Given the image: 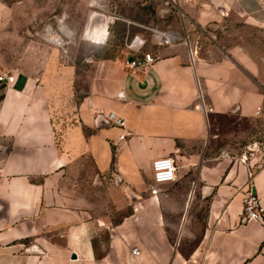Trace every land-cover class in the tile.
<instances>
[{
	"label": "crops",
	"instance_id": "0c3cea01",
	"mask_svg": "<svg viewBox=\"0 0 264 264\" xmlns=\"http://www.w3.org/2000/svg\"><path fill=\"white\" fill-rule=\"evenodd\" d=\"M175 2L201 32L234 16L264 30V0ZM91 4L65 13L71 38ZM112 14L106 57L62 63L74 52L52 46L43 70L0 65L15 76L0 82V264H264V221L243 219L249 188L264 210V159L214 153L222 120L264 116V61L211 38L201 54L186 32L159 45ZM146 53L152 66L128 64ZM161 158L174 160V182L154 183Z\"/></svg>",
	"mask_w": 264,
	"mask_h": 264
},
{
	"label": "rangeland",
	"instance_id": "374dc122",
	"mask_svg": "<svg viewBox=\"0 0 264 264\" xmlns=\"http://www.w3.org/2000/svg\"><path fill=\"white\" fill-rule=\"evenodd\" d=\"M104 1L106 5L102 3L105 7L102 13L105 17L117 13L148 29L159 32L175 31L183 35L186 32L193 47L201 54H206L211 38L228 47H243L258 63L264 61V30L250 27L236 16L224 17L201 32L184 16L175 0L173 3L166 0H131L129 3L124 0ZM79 3L80 0H0V65L14 70H43L54 46L40 35L45 24L54 16H65L66 22L65 13H75ZM88 17L89 9L80 33L71 38L70 53L74 52L75 55L70 60L62 58V63L79 64L80 59L89 54L99 53L104 57L110 54L111 49L107 50L111 48L108 41L106 44H97L91 40L93 37L85 35ZM109 31L111 33L112 29ZM135 31L150 33L142 28H136ZM125 44L126 42L120 40L116 45L124 47ZM71 112L67 115H73L74 111ZM63 114L64 111L58 112L57 115L61 116L56 117L58 123L64 121ZM218 126L214 148L216 155L227 154L232 158L246 157L248 160L264 159V116L246 121L242 125L222 120Z\"/></svg>",
	"mask_w": 264,
	"mask_h": 264
},
{
	"label": "built area",
	"instance_id": "2783aa9c",
	"mask_svg": "<svg viewBox=\"0 0 264 264\" xmlns=\"http://www.w3.org/2000/svg\"><path fill=\"white\" fill-rule=\"evenodd\" d=\"M166 1L169 3L171 2L173 3V0H166ZM104 9H105L104 6L97 7L91 4V11L95 10L101 13L102 15H104L102 13ZM109 18H111L110 24H112L114 21L119 19V16L116 14H112V16H109ZM64 22H65V16H62L60 18L54 16L47 24H45L43 31L40 35L45 41L58 47L63 52L64 56H68L71 37L67 35ZM110 24L108 27V32H109ZM152 36L155 42L159 45H173L180 40V38L173 33L159 32L156 30H153ZM107 41L108 38H106L104 40V43L101 44H106ZM95 43L100 44L98 42ZM145 46H146V42L141 38H134V40L129 44V48L131 50H136V51H142L145 48ZM154 63H155V59L153 58V56L151 54L146 53L144 55L143 61L141 62L133 61L128 64L133 68L144 70L152 66ZM14 81H15V76H9L6 74L0 75L1 83L13 84ZM121 96H123V94H121ZM108 120L111 123V125L119 128H124L126 125L125 120L116 116L113 113H110L108 115ZM248 161L249 160L246 157L241 158V162L244 164H248ZM152 175L155 184H165V183L174 182L177 177V166L174 160L172 158H161L153 161ZM249 176L250 178H252L253 174L250 172ZM243 205H244V211H243L244 221L246 222L264 221V210L261 205L260 199L253 192L251 188H249V190L246 192L244 196ZM132 253L134 256H139L140 250L134 249Z\"/></svg>",
	"mask_w": 264,
	"mask_h": 264
},
{
	"label": "bare ground",
	"instance_id": "6f19581e",
	"mask_svg": "<svg viewBox=\"0 0 264 264\" xmlns=\"http://www.w3.org/2000/svg\"><path fill=\"white\" fill-rule=\"evenodd\" d=\"M92 5L101 7L99 0H92ZM111 18L105 17L98 11H91L89 21L85 28V35L91 36L94 39H91L98 43H104V40L109 37L108 27L110 24Z\"/></svg>",
	"mask_w": 264,
	"mask_h": 264
},
{
	"label": "water",
	"instance_id": "95a60500",
	"mask_svg": "<svg viewBox=\"0 0 264 264\" xmlns=\"http://www.w3.org/2000/svg\"><path fill=\"white\" fill-rule=\"evenodd\" d=\"M75 258V256H73Z\"/></svg>",
	"mask_w": 264,
	"mask_h": 264
}]
</instances>
